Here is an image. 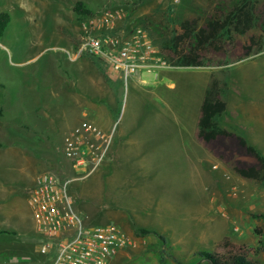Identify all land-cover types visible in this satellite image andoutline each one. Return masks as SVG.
Listing matches in <instances>:
<instances>
[{
    "label": "rangeland",
    "instance_id": "374dc122",
    "mask_svg": "<svg viewBox=\"0 0 264 264\" xmlns=\"http://www.w3.org/2000/svg\"><path fill=\"white\" fill-rule=\"evenodd\" d=\"M84 1L96 13L103 8H122L126 19L115 32L144 27L171 66L177 67L180 60L177 50L187 53L192 49L201 62L197 68L210 71V82L219 81L220 94L228 104L218 125L234 136L245 137L264 155V0H144L140 7V0ZM74 2L0 0V12L9 14L0 37V181L8 179L2 176L7 168H17V155L11 150L30 146L35 157L55 161L56 168L44 161L39 170L72 179L69 192L82 218L96 225L114 223L137 240L135 247L125 249L129 254L120 255L113 264H209L196 253L212 251L225 236L247 244L251 260L264 264V251L258 249V240L264 241V219L255 217L264 214V181L239 172L256 168L257 160L239 150L234 137L220 135L219 139L225 138L224 147L215 140L207 143L212 157L202 160L195 176L191 173L192 158L200 152L191 127L203 86V80L194 76L199 70L181 69L171 79L176 87L165 88L167 79L161 81L170 104L150 90L149 109L144 112L140 111L144 100L140 101V95L146 86L139 78L128 83L112 79L115 88L123 83L119 118L125 106L126 112L122 124L135 120L128 129L117 130L119 157L100 163L85 178L66 159V128L76 123L88 102L87 92L94 90L89 81L91 67L99 75L107 69L98 57L86 53L78 62L71 60L76 49L69 36L77 26L80 35L83 20L72 11ZM235 6L251 13L245 32H232L229 25L231 31L223 30L202 48L192 47L194 34L186 43L172 47L183 21L195 20L198 29L212 17L223 19ZM141 78H149L152 87L153 76ZM84 118L90 120L91 115ZM94 120L101 125L96 116ZM10 178L19 188L20 177ZM144 213L159 215L152 226L164 236L137 230L133 221L149 225ZM4 241L8 240L1 237L0 264H24V255ZM54 254L52 248L34 260L50 264Z\"/></svg>",
    "mask_w": 264,
    "mask_h": 264
},
{
    "label": "built area",
    "instance_id": "2783aa9c",
    "mask_svg": "<svg viewBox=\"0 0 264 264\" xmlns=\"http://www.w3.org/2000/svg\"><path fill=\"white\" fill-rule=\"evenodd\" d=\"M124 17L119 7L83 17L74 58L83 53L98 57L125 83L138 75L156 77L159 69L171 64L144 27L115 32ZM111 139V134L83 120L64 136V155L85 178L103 161ZM71 180L43 171L29 192L33 219L42 237L39 251L47 255L54 249L50 264H108L119 251L135 247L137 240L114 223L96 225L80 216L69 192Z\"/></svg>",
    "mask_w": 264,
    "mask_h": 264
},
{
    "label": "crops",
    "instance_id": "0c3cea01",
    "mask_svg": "<svg viewBox=\"0 0 264 264\" xmlns=\"http://www.w3.org/2000/svg\"><path fill=\"white\" fill-rule=\"evenodd\" d=\"M81 1L87 8L88 4L84 0H75L73 3V6L76 2ZM127 1V0H126ZM131 1V0H130ZM135 1V0H134ZM158 3L161 0H156ZM144 0H140L137 5L140 7L141 4H143ZM73 6H72V11H73ZM93 14L96 12L89 8ZM104 9V8H103ZM101 11V10H100ZM74 12V11H73ZM249 12V11H248ZM75 13V12H74ZM250 13V12H249ZM251 15V13H250ZM218 17H221L218 15ZM126 18L124 17L122 20L119 21L118 27L123 25V22ZM74 26H77L76 23ZM205 25H202L203 27ZM78 29V31H77ZM72 35L69 36V39L75 42L74 46L75 49L78 44V36H79V28L73 27ZM124 30H121V33H123ZM76 39V40H75ZM153 39V38H152ZM155 41V39L153 40ZM155 43V42H154ZM157 45V44H156ZM82 56L74 58V56H71V60L73 62H78ZM101 62L105 63L107 65V69L104 70L103 74L99 75L98 72L94 73L92 71L91 67V74L89 76V81L92 86L93 92H87V98L88 102H86L85 109H82V112H80L79 117L76 118V123L68 125L66 128L65 135L69 133L73 127L81 123L83 120L90 121L94 125H96L98 128H100L104 133L106 134H111L112 139H111V144L108 148V151L103 159L102 163H105L107 160L110 161H115L119 157V147L116 146L115 143V136L117 133V130L121 129H128L129 125L134 121H126V123L122 124V118L124 117V114L126 112V106L123 109V112L120 114L121 107L124 105L122 104V86L123 83H121L118 88H115L117 85H114L112 79L116 78L120 82H124L122 77L118 74L115 73L106 62L101 60ZM195 67V68H193ZM170 66V67H165L162 69H159L157 71L156 77H154L152 87L149 88V78L143 80L141 78L144 75H138L132 77V79H137L140 81L142 84L146 86L144 90H142L141 95H140V101L143 100L140 104L142 106V109L140 111L144 112L149 109V92L150 90H153L155 94L161 97V99L164 101L165 104H170L171 99L166 96L165 93L162 92L161 89V84L160 82L167 79V85H165V88L169 87H176L175 83L172 82L171 79L174 78V76L183 68H189V69H194V70H199V71H194V76L198 77L199 80H203V86L200 87V93H199V98L197 99V102L195 104L194 109L196 110L195 116H194V123L191 125L192 131L194 132L195 136L199 140L200 144V152L196 153L197 157L192 158L193 159V169H192V174L195 176V171L198 170L199 166L201 165L202 160H205L207 157L211 158L210 151H208V145L207 143H211L212 141H216L218 145L220 144L222 147L225 145V138L223 137L222 139H219V136H217L214 140H211L209 142H205L203 139H201L198 135L199 127H198V122L199 118L201 115V105L203 102V98L205 96L206 90L210 85V79H209V73L210 71L204 68H197L198 66ZM206 75L208 77H206ZM151 75H146V77H149ZM206 78V79H205ZM131 79V78H130ZM129 79V80H130ZM128 80V81H129ZM114 85V86H112ZM128 86V84H127ZM127 91V88H126ZM160 94V95H159ZM220 98L222 99V94H220ZM128 100V92H127V98ZM125 101V105L126 102ZM223 100V99H222ZM139 101V102H140ZM225 103L226 101L223 100ZM228 104L226 103V110L227 111ZM248 108H250L248 106ZM258 110L260 107H257ZM264 109V106H263ZM223 112V114L225 113ZM238 112V111H237ZM235 112L234 115L237 114ZM239 113V112H238ZM221 114L219 117H217V123L219 124L218 120L219 118L223 115ZM91 115L90 120L84 118ZM233 115V114H231ZM97 117L99 121L101 122V125L98 124L97 120H94V117ZM229 117H231L229 115ZM119 118V120H118ZM230 122L232 123L231 119L229 118ZM122 124V125H121ZM24 128H27V125H23ZM219 127L224 130L220 125ZM125 129V130H126ZM120 131V132H121ZM239 131V130H237ZM122 133V132H121ZM240 133V131H239ZM64 135V136H65ZM245 138V137H243ZM246 141H248L245 138ZM126 142V141H125ZM250 143V142H249ZM125 144H128L127 142ZM253 145V144H252ZM1 146V143H0ZM215 147V146H213ZM118 148V149H116ZM209 148H212V146L209 145ZM12 155H17V168L14 169H8L3 173L2 176H7L8 179H4L0 181V238L3 237V240H8L7 242L4 241L5 246H10L12 245L13 247H17L18 251L24 255L23 263L24 264H36V260L34 258L36 255L43 256V254L40 253L39 251V245L41 244L42 237L38 232V228L34 222L33 219V210L31 207V204L29 202V192L32 186L35 183V180L37 176L43 172L39 170V165L41 162H44L50 167V168H56L55 167V161H52L51 159L47 157H35L33 154V151L31 150L30 146H27L26 148H21L20 150L12 151ZM197 160V163L194 161ZM100 164V165H101ZM99 165V166H100ZM16 173H15V172ZM46 171V170H45ZM18 175L20 177V186L19 188L15 187L16 181L12 180L10 176ZM200 176V175H199ZM71 179V178H69ZM98 191V190H97ZM100 195L101 193L98 192ZM98 194V196H99ZM200 197L198 199V204L200 203ZM101 201V199H99ZM197 204V205H198ZM193 207H196V204L193 205ZM143 218H149V225L148 224H142V226H139V224L136 223V221H133L135 224V227L138 228H145L149 229V235L150 234H160L162 236L163 232L159 231L158 229L154 228L152 226V223L157 221L159 215L157 213H149V216L146 215L145 213L142 214ZM4 235V236H3ZM9 236V237H8ZM4 237L6 239H4ZM9 238V239H8ZM13 240H11V239ZM130 249V248H126ZM129 253L125 251V249L119 251L114 257H112L109 261L108 264H113L112 262L117 260L120 255H128ZM37 258V257H36Z\"/></svg>",
    "mask_w": 264,
    "mask_h": 264
},
{
    "label": "trees",
    "instance_id": "16d2710c",
    "mask_svg": "<svg viewBox=\"0 0 264 264\" xmlns=\"http://www.w3.org/2000/svg\"><path fill=\"white\" fill-rule=\"evenodd\" d=\"M73 11L79 17L93 14L81 1L74 4ZM250 18V13L245 11L244 7L235 6L223 19L218 16L212 17L205 26L199 27L198 29H196L195 20H185L181 23V33L173 38L172 47L177 48L181 42L186 43L185 41L194 34V46L192 47L194 49L202 48L217 39L223 30H227L229 25L232 28V32L243 33L250 25ZM8 22L9 14L0 12V37ZM229 30L231 31V29L227 31ZM191 50L189 49L187 53L177 50L180 59L178 64L176 63L177 66L201 65L199 59L192 55ZM225 110L226 103L220 98L219 81L213 79L206 90L201 105V115L198 122L199 137L205 142L214 140L220 135L234 137L237 141L238 149L254 157L258 163L256 168H250L248 170L239 169V172L246 177L264 181V155L255 146L248 143L245 138L234 136L232 133H228L219 127L217 117L223 114ZM255 217L264 219V214H259ZM137 230L142 234H148L150 232L149 229L145 228H138ZM258 249L264 251V241L262 239L258 240ZM249 253L250 250L247 244H237L225 236L217 241L212 251L201 250L196 254L200 256V261H206L209 264H257L251 260Z\"/></svg>",
    "mask_w": 264,
    "mask_h": 264
}]
</instances>
